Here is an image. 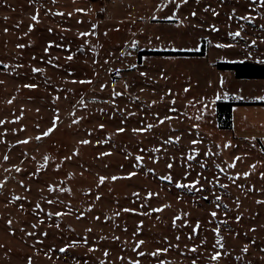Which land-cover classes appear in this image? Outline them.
Returning <instances> with one entry per match:
<instances>
[{"label": "rangeland", "instance_id": "374dc122", "mask_svg": "<svg viewBox=\"0 0 264 264\" xmlns=\"http://www.w3.org/2000/svg\"><path fill=\"white\" fill-rule=\"evenodd\" d=\"M243 59L264 0H0V264H264V78L213 65Z\"/></svg>", "mask_w": 264, "mask_h": 264}, {"label": "trees", "instance_id": "16d2710c", "mask_svg": "<svg viewBox=\"0 0 264 264\" xmlns=\"http://www.w3.org/2000/svg\"><path fill=\"white\" fill-rule=\"evenodd\" d=\"M204 55L203 44L199 50H161L146 49L139 51V60L142 55ZM214 67L218 70H230L236 78H264V62L243 59L235 61H217ZM236 103L232 100L216 102V116L220 128H230L232 125V106Z\"/></svg>", "mask_w": 264, "mask_h": 264}, {"label": "snow or ice", "instance_id": "6c2138e0", "mask_svg": "<svg viewBox=\"0 0 264 264\" xmlns=\"http://www.w3.org/2000/svg\"><path fill=\"white\" fill-rule=\"evenodd\" d=\"M77 11H81V10L80 9H77ZM33 19L35 20L36 17L34 16ZM235 35H239V33H236ZM217 46L218 47H224V45H217ZM68 59H72V57L69 56ZM31 86L34 87V85H31ZM262 99H264V98H262ZM51 131H52V129H49L47 132L44 133V135L47 136L49 134V132H51ZM119 131H123V129H120ZM37 139H39V137H37ZM82 143H85L86 144V143H88V141H82ZM5 159H7V157H5ZM137 159L139 160L141 158L140 157H137ZM169 167H171V165ZM17 171H19V169H17ZM245 175H247V173H245ZM113 179H116V178L113 177ZM103 180H104V177H101V182H103ZM97 198L99 199V197H97ZM217 199H219V197H217ZM57 215H60V213H57ZM213 215H215V213H213ZM141 243H143V242L141 241ZM60 251L63 252L64 249H60ZM153 255H155V253ZM213 259H216V257L214 256ZM137 264H138V262H137Z\"/></svg>", "mask_w": 264, "mask_h": 264}, {"label": "crops", "instance_id": "0c3cea01", "mask_svg": "<svg viewBox=\"0 0 264 264\" xmlns=\"http://www.w3.org/2000/svg\"><path fill=\"white\" fill-rule=\"evenodd\" d=\"M142 50H144V49H142ZM145 55H149V54H145ZM222 71V70H221ZM212 114H213V116H214V111L212 112Z\"/></svg>", "mask_w": 264, "mask_h": 264}]
</instances>
